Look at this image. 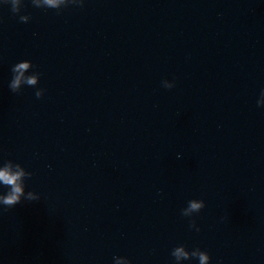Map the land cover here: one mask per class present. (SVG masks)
I'll use <instances>...</instances> for the list:
<instances>
[{
  "label": "water",
  "instance_id": "water-1",
  "mask_svg": "<svg viewBox=\"0 0 264 264\" xmlns=\"http://www.w3.org/2000/svg\"><path fill=\"white\" fill-rule=\"evenodd\" d=\"M20 15L0 0V165L31 172L40 199L0 205V264H175L181 245L264 264V0H24ZM24 61L39 80L13 93Z\"/></svg>",
  "mask_w": 264,
  "mask_h": 264
},
{
  "label": "clouds",
  "instance_id": "clouds-1",
  "mask_svg": "<svg viewBox=\"0 0 264 264\" xmlns=\"http://www.w3.org/2000/svg\"><path fill=\"white\" fill-rule=\"evenodd\" d=\"M31 3L36 8L52 9L59 13L62 9L68 8L69 6L83 7L84 0H31ZM3 4L11 5L12 13L19 15L20 22H29L30 16L20 15L24 7V0H3ZM30 67H34L30 61L19 62L13 66V78L9 84V88L13 93H20L22 85L30 87H35L37 85V81L39 80L38 73L25 76V72H27ZM163 86L171 89L175 85L168 81H164ZM35 95L37 99L42 98L44 90H37ZM258 106L264 107V91L261 93ZM31 177L32 173L26 171L19 163L8 160L0 165V186L8 189L6 193H0V205L4 206L6 209H11L21 204L24 200L38 201L40 197L36 193L25 191V181L31 179ZM204 208L205 203L203 200H190L188 206L182 209L181 215L191 218L195 214L200 213ZM189 226L194 228L197 232L200 231V229L196 227L195 220H191ZM171 255L174 257L175 264H181L182 261L191 260H197L199 264H211V257L209 254L206 251H201L199 248L189 252L186 250L185 246L181 245L174 248ZM120 258L121 257H114L115 264H131L126 258H123V262H121Z\"/></svg>",
  "mask_w": 264,
  "mask_h": 264
}]
</instances>
